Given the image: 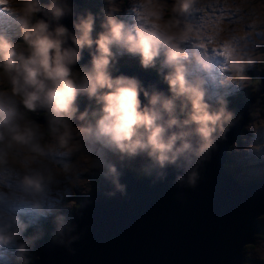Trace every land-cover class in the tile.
I'll return each mask as SVG.
<instances>
[{"label": "clouds", "instance_id": "clouds-1", "mask_svg": "<svg viewBox=\"0 0 264 264\" xmlns=\"http://www.w3.org/2000/svg\"><path fill=\"white\" fill-rule=\"evenodd\" d=\"M107 3L102 31L93 39L96 16L91 12L75 14L72 31L61 23L74 15L69 0H9L6 5L0 0L5 5L0 13L12 19L21 41L14 43L0 30V84L8 86L0 91V168L18 173L15 189H0V249L14 248L17 264H28L26 253L35 237L24 235L33 224L14 208L29 209L33 217L43 214L49 194L70 171L66 161L73 155L87 157L90 168L120 191L117 163L137 158L145 162L146 174L162 176L172 168L186 172L188 186L195 187L198 172L187 171L188 165L202 161L234 123L225 99L209 100L201 74L212 73L211 56L192 39L191 28L181 27L194 0H172L167 26L161 23L167 0H132L136 22L131 26L114 15V0ZM244 39L233 36L224 42L231 49L226 70L241 82L253 58L233 41ZM189 40L195 41L190 54L181 47ZM85 49L90 64L76 70ZM114 49L138 56L145 69L163 56L168 94L146 90L134 77H113ZM80 96L97 107L81 112ZM40 111L46 114V127L25 119ZM70 219L56 215V236L72 232Z\"/></svg>", "mask_w": 264, "mask_h": 264}, {"label": "water", "instance_id": "water-1", "mask_svg": "<svg viewBox=\"0 0 264 264\" xmlns=\"http://www.w3.org/2000/svg\"><path fill=\"white\" fill-rule=\"evenodd\" d=\"M75 14L85 13L61 20L70 31ZM90 59L85 49L77 65H89ZM119 75L167 95L163 83L141 71L121 68L114 77ZM256 77L252 94L236 103L224 137L202 161L188 165L187 171L198 172L195 187L188 186L186 172L168 168L162 176H136L117 163L123 190L98 176L90 192L74 197L79 203L67 216L72 232L54 231L56 239L43 240L28 264H241L242 247L254 241L256 218L264 212V176L246 184L224 164L254 98L264 92V70ZM140 100L147 103L142 94ZM178 175L185 180L178 182Z\"/></svg>", "mask_w": 264, "mask_h": 264}, {"label": "rangeland", "instance_id": "rangeland-1", "mask_svg": "<svg viewBox=\"0 0 264 264\" xmlns=\"http://www.w3.org/2000/svg\"><path fill=\"white\" fill-rule=\"evenodd\" d=\"M42 1L45 2V4L49 2V0ZM69 2L73 6L74 11L79 10V13L91 12L94 14L96 16L95 26L98 25L101 27L104 19V12L109 8L107 0H69ZM167 2L168 6H165L163 9L164 17L161 21V23L165 26H167V22L171 21L173 18V13L170 7L172 0H167ZM132 7V0H114L113 10H116L114 15L117 19L124 21L126 24L131 26L136 22ZM224 9L238 14L237 24L234 25L232 29L227 32V34L231 37H244L243 33H245V39L240 41V44L245 46L244 49L246 53L244 54L250 55L253 58L252 64L247 66L245 69L244 81H239L238 77H235L234 81H232V84L235 87L243 90L242 93L234 94L235 100L231 101V103L236 101V105L238 102L245 101L253 92L251 90H253L255 84L251 83L249 80L248 72H253L256 66L258 69L264 66V56L260 52V48H264V0H194L192 10L181 17L182 22H184L181 27H185V30H187V28H191L192 32L189 34L197 42L198 36L204 35L205 32L210 33L211 30L214 29H209L206 20L208 19L212 23V19L215 18L214 16ZM6 22H9V20ZM233 23L235 24V22ZM171 30L175 32V26H173ZM16 31L17 29H15L11 23L6 27L4 32L14 43H20V37L16 35ZM95 34L96 33L92 34L93 39ZM209 38V34L205 35L204 43H207ZM236 42H238V40H234L233 44L235 45ZM237 47L240 49L238 45ZM230 52L231 50H223L209 55L214 60L218 57L222 61L223 57ZM114 54L115 60L113 66L116 62L121 61L120 64L122 65V68L129 66L132 69H136L152 77V75L146 72L141 66L140 58L138 56L116 52H114ZM120 56L123 57L121 58ZM126 56L134 58L129 59V57ZM162 60L163 56L161 57V61ZM226 64L227 61H224L223 70H226ZM80 68L81 66L79 65L75 66L76 70H79ZM117 70L118 68H115L114 72L111 70L113 77ZM7 90V84H0V91ZM212 90H215V93L221 91V89L216 88H212ZM231 90L232 89H227L226 91L230 92ZM222 93L223 91H221V94ZM256 98L257 97L254 98L253 106L250 110L251 112L246 116L245 123L234 138V142L228 148L231 165L236 170L234 172L235 176L237 177L238 175H242L241 178L245 181H248V179L259 178L264 173V95H262L258 101H256ZM89 105L90 110L97 107L94 101H91V104ZM226 107L229 112L235 114V106L228 107V105H226ZM37 115L38 114H34L30 117V119L42 127H46V114L45 116ZM39 117L45 118L41 120ZM25 119H28L27 116ZM73 123L78 124L79 122L74 121ZM66 163L72 167L70 171L63 174L58 188L49 194L46 205L43 208L44 215L41 217V215L37 213L35 217H33L30 215V210L23 211L25 219L31 220V223L36 222V225L34 224L32 227L28 228L26 233H24L26 237H35L34 241L28 246L26 255L30 254L38 245V237L34 235L33 232L50 234L52 230H56V224L54 223L56 215H68V211H72V208L75 206L76 198L74 197L92 190L90 185V183H92V179L86 175L96 170L90 168V161L88 158L83 155L80 156V154L77 153L67 160ZM144 163L145 162L143 160L137 158L132 161H124L121 164H123L126 168H129L132 172H140L144 171ZM57 167L62 168V164L57 163ZM73 173H75V177H73ZM9 174L18 178V173L13 168H0V181ZM14 210L19 211L20 208L16 207ZM258 218L262 228L260 227L258 235L255 237L252 244L244 245L247 247L242 249L241 263L243 260L244 264H261L264 262V212L261 213ZM39 246L40 244L38 245V248ZM0 257H2L0 258V264H17L14 248L0 249ZM29 261H31L30 257Z\"/></svg>", "mask_w": 264, "mask_h": 264}, {"label": "trees", "instance_id": "trees-1", "mask_svg": "<svg viewBox=\"0 0 264 264\" xmlns=\"http://www.w3.org/2000/svg\"><path fill=\"white\" fill-rule=\"evenodd\" d=\"M40 3H41V4H45V2H43L42 0H40ZM70 4H71V3H70ZM76 11H79V10H76ZM93 33H97V28H96V27H94V31H93ZM94 39H95V37H94ZM260 52H261L262 55L264 56V48H263V49L260 48ZM260 65H261V63H260ZM158 66H160V65H158ZM81 67H82V66H81ZM126 67H129V66H125V67H123V68H126ZM157 69H158V67L155 66V67L153 68V71H151L150 74L152 75L153 78H155L156 80L160 81L161 83H163V84L165 85V87H166V92L168 93V87H167V84L163 81V75L165 74V72H166L167 70H166V69H160L161 71H159V70H157ZM257 69H258V68H257V66H256V68H255V70H254L253 72H248V74H249V80L251 81V83H254L255 85H256V83H257V81H258V78L256 77V75L261 74V73L263 72V70H264V66H262V67L259 68L258 70H257ZM255 85H254V87H255ZM251 91H254V88H253V90H251ZM242 92H243V90H242L240 93H242ZM250 95H251V94H250ZM262 95H264V92L261 93V94H258V95H257L256 101H258V99L261 98ZM237 97H238V96H237ZM222 98L226 100V105H228V107H229V106H235V108H236V105H235V102H236V101H235L234 103H233V102L231 103V101H234V100H235V97H234L233 94H228V95H226V96H223ZM231 104H232V105H231ZM28 115H29V113L27 114V118L30 119V117H29ZM37 116H45V114H44V113H40V114H38ZM227 154H228V150H227ZM228 163H229V158L227 159V161H226V163L224 164V166H225L226 164H228ZM94 172H97V170L94 171ZM133 174H134V175H137V174L134 173V172H133ZM99 175H100V173L98 172L97 175H96V177L94 178L95 181H97ZM137 176H139V175H137ZM262 176H264V173H263ZM254 182H255V180H250V181H245L244 183H246V184H252V183H254ZM90 191H91V190H90ZM78 203H79V202H78L77 200H75V206L72 208V211H71V210L68 211L67 214H71V213L74 211L75 207L78 205ZM64 216L67 217L68 215H64ZM256 227L258 228V231H259L260 227L262 228V225L260 224V222H259V218H258V217L256 218ZM54 231H55V230H52V232H51L50 234H45V233H41V232H38V233L33 232L34 235H36V236L38 237V245L41 244V242H42L43 240H46V239H50V238H52V237L54 236ZM258 231H257V233L254 235V239H255V237H257V235H258ZM25 233H26V232H25ZM38 245L33 249V251H32L30 254H27V255H26V256H27V260H28V262H29V257H30V260H31V258H33V256H34L35 253L37 252ZM243 247H244V246H243ZM243 247H242V249H243ZM241 253H242V250H241ZM241 255H242V254H241Z\"/></svg>", "mask_w": 264, "mask_h": 264}, {"label": "flooded vegetation", "instance_id": "flooded-vegetation-1", "mask_svg": "<svg viewBox=\"0 0 264 264\" xmlns=\"http://www.w3.org/2000/svg\"><path fill=\"white\" fill-rule=\"evenodd\" d=\"M120 62L121 61H118V62H116L115 64H114V66H112V68H111V70L114 72L115 71V68H118V69H121L122 68V65L120 64ZM154 68V67H153ZM153 68H149V69H145V71H147L148 73H151V71H153ZM157 70H159V71H161L160 69H157ZM166 74V73H165ZM242 90H241V88H238V90L236 91L237 93H240ZM77 103H78V105H79V109H80V111L81 112H83L86 108H88L89 109V104H91V101L86 97V96H80L79 98H78V101H77ZM236 109V108H235ZM229 163L228 164H226L225 166H227L228 167V169L234 174V172L236 171L233 167H232V165H231V162H230V155H229ZM119 163V162H118ZM121 164V163H120ZM121 165H123V164H121ZM123 167H125L124 165H123ZM129 169V168H128ZM130 170V169H129ZM97 173H98V171L97 172H94V171H92L90 174H88V175H86V176H88V177H91V179H92V183H90V185H91V187L93 186V184H94V182H95V180H94V178L96 177V175H97ZM134 173H136L137 175H144V174H146L145 173V171H140V172H134ZM136 175V176H137ZM100 176V175H99ZM262 177V176H261ZM260 178V177H259ZM257 178H253V179H248V181H250V180H256ZM244 247H247V246H244ZM244 249V248H243ZM243 262H244V260H243ZM241 263V264H244V263ZM261 264H264V262L263 263H261Z\"/></svg>", "mask_w": 264, "mask_h": 264}, {"label": "bare ground", "instance_id": "bare-ground-1", "mask_svg": "<svg viewBox=\"0 0 264 264\" xmlns=\"http://www.w3.org/2000/svg\"><path fill=\"white\" fill-rule=\"evenodd\" d=\"M71 25H72V24H71ZM71 28H72V27H71ZM126 68H130V67H126ZM38 123H39V122H38ZM20 210H21V209H20ZM252 243H253V242H252ZM252 243H251V244H252ZM249 245H250V244H249ZM243 248H244V247H243Z\"/></svg>", "mask_w": 264, "mask_h": 264}]
</instances>
